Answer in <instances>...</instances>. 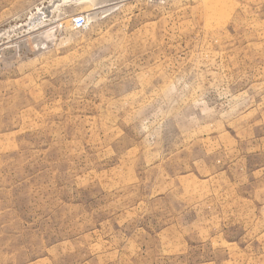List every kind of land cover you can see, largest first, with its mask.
Segmentation results:
<instances>
[{"label":"rangeland","instance_id":"374dc122","mask_svg":"<svg viewBox=\"0 0 264 264\" xmlns=\"http://www.w3.org/2000/svg\"><path fill=\"white\" fill-rule=\"evenodd\" d=\"M0 264H264V0H0Z\"/></svg>","mask_w":264,"mask_h":264},{"label":"built area","instance_id":"2783aa9c","mask_svg":"<svg viewBox=\"0 0 264 264\" xmlns=\"http://www.w3.org/2000/svg\"><path fill=\"white\" fill-rule=\"evenodd\" d=\"M75 26L79 29H82L86 26V21L84 18H78L75 21Z\"/></svg>","mask_w":264,"mask_h":264}]
</instances>
